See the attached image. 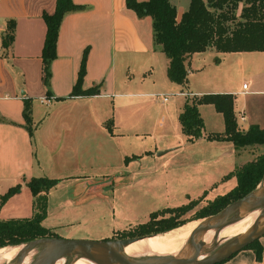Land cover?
I'll list each match as a JSON object with an SVG mask.
<instances>
[{"label": "crops", "instance_id": "0c3cea01", "mask_svg": "<svg viewBox=\"0 0 264 264\" xmlns=\"http://www.w3.org/2000/svg\"><path fill=\"white\" fill-rule=\"evenodd\" d=\"M73 2L84 8L63 17L57 57L47 85L42 56L47 34L44 15L55 12L57 0H0V202L11 188L20 186L1 206L0 218H31L42 211L39 202L46 197L42 224L53 232L64 228L70 231L81 220L77 208L136 180V165L158 162L172 151H193L204 140L213 144L214 154L217 149L224 152L209 158L204 155L208 147L200 145L196 163H205L212 175L200 187L180 186L178 192L192 200L205 194L216 197L233 189L236 176L223 178L245 162L230 166L234 168L228 172L229 167L223 170L222 165L221 170L222 156H242L232 142L207 138L203 112L209 113L210 133L225 131L223 114L213 104L199 105L204 135L189 142L179 120L187 100L181 86L196 97L234 94L239 128L247 130L254 124L264 128V51L218 52L209 48L195 53L188 64V82L178 84L168 77L169 58L155 48L151 16H140L127 8L126 0ZM171 2L177 6L180 19L190 2ZM11 22L15 24L14 39L5 46L4 38L12 33ZM86 50L83 89L98 86L100 93L71 96ZM239 77H248L252 84L235 87ZM175 85L180 86L184 99L174 118L166 122L162 116L156 120L157 113L137 110L142 102L135 97H147L148 103ZM161 97L160 106L169 109L170 99ZM27 100L30 129L24 116ZM170 129L181 133L174 140L167 138ZM34 177L57 179L58 183L35 196L28 185ZM156 183L160 180L148 181L149 186L152 184L149 194ZM165 186L171 187L169 182ZM259 242L260 261L255 249L244 248L221 264H264V236Z\"/></svg>", "mask_w": 264, "mask_h": 264}, {"label": "trees", "instance_id": "16d2710c", "mask_svg": "<svg viewBox=\"0 0 264 264\" xmlns=\"http://www.w3.org/2000/svg\"><path fill=\"white\" fill-rule=\"evenodd\" d=\"M126 6L140 16H151L155 48L163 51L169 58L168 77L178 84L188 82V64L195 53L204 52L209 48H215L218 52L264 51V0H190L189 7L183 12L180 19H178L177 6L171 0H126ZM82 8L84 6L75 4L73 0H57L55 12L44 15L47 22V34L42 56L44 82L47 85L52 76V62L57 57L59 29L63 17L70 11ZM14 25L13 22L10 23L12 33L4 38L5 46H8L14 39ZM87 56L88 50L84 53L79 77L71 96H88L100 93L98 86L83 89ZM219 61L220 58L217 57L216 62ZM201 104H213L225 119V131L210 133L207 136L208 139L229 141L234 144L235 148L264 144V128L255 124L247 130L239 128L235 113V95L232 93H208L201 97L195 96L193 103H191V98H187L179 120L189 142L198 140L204 135L205 124L199 110ZM24 116L30 129L32 117L28 100L25 102ZM233 176L237 178V185L226 194L218 195L214 201L204 207L203 214L192 220L215 214L229 203L251 193L264 177V154L238 166L225 175L223 180H228ZM57 183V179L34 177L28 185L36 196L42 191H48ZM19 187L11 188L2 196L0 208L12 194L19 190ZM46 202V197H44L42 211L31 218L9 220L0 218V248L8 245H21L47 236H57L42 224L46 212ZM194 203L195 199H192L187 204L152 212L147 222L139 224L134 230L129 231V236L162 233L151 229L159 224L174 223L176 218L190 211ZM162 212H168L170 216L163 217L161 216ZM159 216H161L160 219H158ZM188 221L190 220L186 222ZM183 224L185 222L179 221L174 227L179 228ZM246 248L255 249L258 261L262 259V246L259 239L250 243Z\"/></svg>", "mask_w": 264, "mask_h": 264}, {"label": "rangeland", "instance_id": "374dc122", "mask_svg": "<svg viewBox=\"0 0 264 264\" xmlns=\"http://www.w3.org/2000/svg\"><path fill=\"white\" fill-rule=\"evenodd\" d=\"M175 1L177 3H185L187 5L190 2V0ZM243 83H247L248 85L252 84L249 83L248 77H239L238 83H235V87L242 88ZM179 88L180 86L178 87L175 85L172 89H168L167 91H165V93H163L159 97L153 98V101H150L148 103L145 102L148 101L147 97H135L142 102L140 105H138L137 110L140 113H157L156 120H159L160 118H162V116H164V119L167 122L170 118H174L175 112L178 108V104L184 99V96H180ZM181 88L182 90H184L183 94L186 96V99L191 98V103H193V97L195 96L189 95V92H185L187 91V87L181 86ZM161 96L169 97V109L160 106L162 103ZM203 114L206 117L207 121L206 130L210 134L212 128L210 126L209 113L204 110ZM169 132L171 133H168L167 138H171L173 140L176 139L178 137V134L181 133H178L173 129H170ZM200 145L208 147L204 155L209 158L216 155L220 156L224 152L217 149L214 154V149H211V145L213 144H211V142L207 140H204L202 144H198V146H196L193 151H178L177 153L172 151L163 156L162 160L158 162H154L151 164H147L148 161L142 162L139 165L135 166V170L138 171L137 177L135 178L136 180L129 181L128 183H123L121 186H117L114 192L113 189L106 191V194H104L105 198H95L83 204V206L77 208V211H79L77 217L81 218L80 222L76 223L74 226H71L70 231L64 228L56 232L54 231V234L63 238L91 240L131 237L129 236V231L134 230L139 224L147 222L152 212L167 207H177L189 203L191 199H189L182 192H178V188L180 186L182 188L200 187V185H202L206 180L208 181L210 179L209 176L212 175L207 169L205 163L202 165L196 163V161L198 160L197 156L199 155L198 150H200ZM192 147L194 146H191V148ZM236 150V152H238V154L242 157L235 158L234 156L229 155H226L225 157L222 156L223 158L219 163L220 168L222 167V165L223 167H225V169L223 170H227L229 167V169L227 170L228 172L229 170L234 168L231 167L230 169V166L232 165H240L242 164L241 162L247 163L251 160L256 159L258 156L264 154V144L244 146L241 148H236ZM214 170L218 169L215 168ZM151 178L160 180V183H156V185L152 189V193L149 194L148 187H150L152 184L149 186L148 181ZM166 182H169V184L171 185V187H169L168 189H165ZM263 187L264 177L251 194L259 196ZM219 189L223 190V187H219ZM159 192L161 193L158 194ZM157 195L162 196L159 197ZM216 197H211L205 194L201 198L199 197V199L201 200L195 199V203L192 205V209L181 217L176 218L174 223L171 222V224H159L151 230L161 231L162 233L160 234H163L178 228L174 227V225L179 221L185 222V224H187L188 222L192 221L194 217L203 214L205 212L204 207H206L211 201H214ZM39 203L41 204L42 200ZM112 204L115 205L113 206ZM213 215L214 214H211L199 219H203L206 221ZM161 216L169 217L170 213L162 212ZM161 216H159L158 219H160ZM234 218L235 215H231L229 221L225 223V225L230 224L232 221H234ZM187 220L190 221L186 222ZM185 224H183V226ZM180 226L183 227L182 225ZM180 226L179 228H181ZM176 230L167 234L172 235V233H174ZM54 237L55 236H50V238ZM224 245L225 244H223V246ZM14 246L17 245H8L6 247ZM220 251H222V247L219 248L217 246L216 250L214 252L212 251V254H216Z\"/></svg>", "mask_w": 264, "mask_h": 264}, {"label": "bare ground", "instance_id": "6f19581e", "mask_svg": "<svg viewBox=\"0 0 264 264\" xmlns=\"http://www.w3.org/2000/svg\"><path fill=\"white\" fill-rule=\"evenodd\" d=\"M263 211V206L238 210L234 214L233 223L215 230L198 233L195 240L206 244L201 252V258L211 255L212 251L214 252L220 244L232 243L236 238L248 233ZM204 221L203 219L192 220L177 229L172 235L159 234L147 237L128 246H121L119 249L130 259L138 261L167 256L188 257L192 253L190 241L204 224ZM215 241L218 242V245L214 244ZM46 249L47 241L45 239H38L14 247H3L0 248V264H37L42 259ZM49 252L47 251L45 255ZM95 259L92 261L83 251L75 249L60 258L55 264H109L107 260L103 261L99 255H95Z\"/></svg>", "mask_w": 264, "mask_h": 264}, {"label": "water", "instance_id": "95a60500", "mask_svg": "<svg viewBox=\"0 0 264 264\" xmlns=\"http://www.w3.org/2000/svg\"><path fill=\"white\" fill-rule=\"evenodd\" d=\"M252 193V192H251ZM247 194L243 198L233 201L224 209L214 214L211 218L204 221V224L198 229L197 233L190 241L191 255L188 257L167 256L158 257L146 261L132 260L123 254L119 247L128 246L134 242L159 234L141 235L121 239H70L63 237H43L47 241V249L43 254L42 259L37 264H55L60 258L69 252L79 249L83 251L90 260L95 261V255H99L103 261L116 264H217L224 262L232 257L235 253L246 248L250 243L264 236V211L261 213L258 221L250 228L248 233L236 238L232 243H222L218 247H222V251L211 254L206 258H201V252L206 245L203 242L195 240V236L206 230H215L222 227L229 221L231 215L241 209H253L257 207H264V187L259 196L255 194ZM263 219V221H261ZM214 244L218 245L215 241ZM223 244H225L223 246ZM227 244V245H226ZM49 252L47 255H45ZM46 256V257H45ZM50 258L51 261H48ZM21 264V263H19ZM104 264V263H99Z\"/></svg>", "mask_w": 264, "mask_h": 264}, {"label": "built area", "instance_id": "2783aa9c", "mask_svg": "<svg viewBox=\"0 0 264 264\" xmlns=\"http://www.w3.org/2000/svg\"><path fill=\"white\" fill-rule=\"evenodd\" d=\"M244 88H247V84L244 85ZM189 95H192L191 93H189ZM169 99L168 96H164L163 100L167 101ZM45 102H50V99H46ZM241 119H244V117H241Z\"/></svg>", "mask_w": 264, "mask_h": 264}, {"label": "flooded vegetation", "instance_id": "af4514ba", "mask_svg": "<svg viewBox=\"0 0 264 264\" xmlns=\"http://www.w3.org/2000/svg\"><path fill=\"white\" fill-rule=\"evenodd\" d=\"M55 237H59V236H55ZM122 237V236H121ZM124 237V236H123ZM131 237H135V236H131ZM126 238H129V237H126ZM116 239H121L119 237H117Z\"/></svg>", "mask_w": 264, "mask_h": 264}]
</instances>
